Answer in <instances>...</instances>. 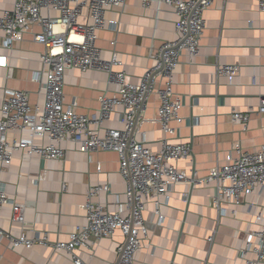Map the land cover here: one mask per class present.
<instances>
[{
    "label": "crops",
    "instance_id": "0c3cea01",
    "mask_svg": "<svg viewBox=\"0 0 264 264\" xmlns=\"http://www.w3.org/2000/svg\"><path fill=\"white\" fill-rule=\"evenodd\" d=\"M16 0H0V15L14 7ZM46 13V10H43ZM85 7L80 21L88 23ZM108 19L119 20L118 29L99 31L96 44L102 57L111 59L117 52L128 79L139 82L148 67L155 63L152 54L167 40L177 38L178 16L163 5L145 8L141 0H128L124 7L107 8ZM206 28L201 52L190 61L184 53L174 74V90L181 96L183 107L180 119L173 120V142H189L192 155L176 162L188 175H207L212 167L237 146L258 151L264 146V114L253 113L248 127L234 122L233 108L248 110L257 107L264 96V10L258 0H213L204 13ZM35 31H41L35 26ZM116 39L115 48L112 40ZM4 32L0 30V56H8L7 66L0 64V108L9 89H24L31 104L43 103L44 94L33 73L43 68L41 54L45 47L33 40L32 34L6 47ZM239 63L240 73L233 82L217 76L220 64ZM158 80L157 86H160ZM117 86L110 82L104 70L81 71L69 68L65 74L66 103H76V111L90 116L100 112L99 97L112 93ZM160 100L151 94L139 120L137 136L153 150L162 147L164 131L157 117ZM118 107L104 128H122ZM18 136L9 132V138ZM63 160L28 157L24 150L16 151L11 164L0 165V183L8 194L26 204L28 237L47 233L49 239L66 240L79 224L87 222L84 204L92 186L107 185L108 189L94 196L109 211L126 215V185L120 173L119 155L114 150L83 152L70 143H63ZM66 184V190L63 185ZM215 182L201 186L178 183L171 193L169 204L162 207L164 220L160 223L153 201L147 203L144 215L149 237L136 254V264H242L241 248L255 239L260 228L255 214L264 209V193L246 196L236 208L225 204L227 212L220 216L212 204ZM188 193V198H183ZM12 207L0 208V227L14 235L20 226L11 220ZM214 234V240L209 238ZM124 236L118 230L113 237H105L93 248L83 247L79 254L86 264H116L117 250ZM8 239L0 240V264H75L65 251L52 246L35 244L33 248L8 246Z\"/></svg>",
    "mask_w": 264,
    "mask_h": 264
},
{
    "label": "built area",
    "instance_id": "2783aa9c",
    "mask_svg": "<svg viewBox=\"0 0 264 264\" xmlns=\"http://www.w3.org/2000/svg\"><path fill=\"white\" fill-rule=\"evenodd\" d=\"M145 8L156 5L170 6L176 15L177 38L162 43L152 54L155 63L148 67L139 82L128 79L124 69L115 70L123 61L114 51L111 59L102 57V49L97 46L101 30L118 29L119 20L106 17L110 6L124 7L128 0H16L12 9L0 15V30L4 32V46L12 47L16 41L32 34L34 41L44 45L41 54L43 68L33 73V80L39 82L44 94L43 103L31 104L30 94L24 89H9L0 108V165L11 164L16 151L24 150L28 157L38 155L44 159L63 160L70 143L83 152L114 150L120 159V173L126 185L124 202L127 214L111 212L94 196L107 185L92 186L84 204L87 222L79 224L70 232L66 240L49 239L47 233L28 237L26 230V204L11 197L0 183V208L11 205V220L20 226V234L14 235L0 227V240L8 239V246L33 248L35 244L49 245L55 250L67 252L75 264H86L80 250L93 248L105 237H113L119 230L124 236L117 250L116 264H136V254L149 237L145 218L148 201L152 200L154 212L161 223L164 220L163 205L171 199L174 186L180 182L191 186H201L215 182L212 204L219 215H225V204L236 208L249 194L264 193V146L255 152L237 146L235 152L227 154L222 161L212 167L207 175H188L180 170L176 162L190 158L192 148L189 142H173L169 136L175 133L171 122L180 119L183 107L181 96L174 90V74L186 53L193 61L201 52V41L206 28L205 11L213 0H141ZM264 10V0H258ZM88 9L90 22L83 23L80 16ZM46 13H43V10ZM40 26L41 31H35ZM115 48L116 39L112 40ZM7 66L8 56H0ZM81 71L104 70L117 90L100 95V112L95 115L79 113L76 103H66L64 93L67 69ZM240 73L239 63L219 64L217 76H225L233 82ZM161 85L157 86L158 80ZM157 94L160 104L157 117L165 133L162 147L153 150L137 136L139 120L147 107L151 94ZM122 128H104L118 107ZM253 113L264 114V96L257 107L248 110L233 108L234 122L248 127ZM9 132L18 136L10 139ZM66 190V184L63 185ZM183 198H188L185 193ZM255 222L260 228L254 232L255 239L247 241L241 248L242 264H264V209L255 214ZM212 242L214 234L209 238Z\"/></svg>",
    "mask_w": 264,
    "mask_h": 264
},
{
    "label": "bare ground",
    "instance_id": "6f19581e",
    "mask_svg": "<svg viewBox=\"0 0 264 264\" xmlns=\"http://www.w3.org/2000/svg\"><path fill=\"white\" fill-rule=\"evenodd\" d=\"M3 62H4V59H1V64H3V66H4V63Z\"/></svg>",
    "mask_w": 264,
    "mask_h": 264
}]
</instances>
